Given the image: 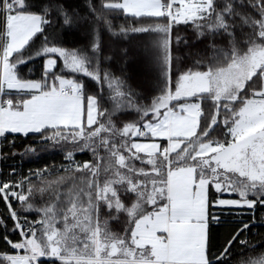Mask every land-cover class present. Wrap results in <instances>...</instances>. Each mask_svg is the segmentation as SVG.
I'll use <instances>...</instances> for the list:
<instances>
[{"label":"snow or ice","instance_id":"6c2138e0","mask_svg":"<svg viewBox=\"0 0 264 264\" xmlns=\"http://www.w3.org/2000/svg\"><path fill=\"white\" fill-rule=\"evenodd\" d=\"M102 29L140 40L143 92L104 70ZM0 142L21 167L64 154L0 169V264H234L264 249L245 235L264 210V0H88L87 14L0 0ZM234 212L248 219L221 237Z\"/></svg>","mask_w":264,"mask_h":264},{"label":"trees","instance_id":"16d2710c","mask_svg":"<svg viewBox=\"0 0 264 264\" xmlns=\"http://www.w3.org/2000/svg\"><path fill=\"white\" fill-rule=\"evenodd\" d=\"M75 4L79 6V10L82 14H87V4L88 0H73ZM91 3L93 5L99 6L101 3V0H91ZM109 19H112V23L114 26L121 25V24H133L134 22L129 18L125 19V17L116 14L114 17L109 16ZM113 30H116L115 28ZM91 30H82L78 31V34L75 38L76 46H80L81 44H87L90 39H92V36L90 34ZM191 31V29H189ZM101 35L103 38V41L105 40H116L121 37L119 36H113L111 31H108L107 29L101 30ZM58 37L60 39L64 38V30L60 29L58 32ZM37 45H39V41H37ZM107 54V53H106ZM130 60H128V57L119 56V59L111 60L110 62L103 65V68L105 71H111L115 77H120L126 81V85L130 86L133 89H136L137 91L143 92L145 87L150 85V79L143 75L142 72H136L130 69ZM39 65V59L37 60L36 64H33V67H37ZM121 69H123V72H121ZM142 73V74H141ZM67 74V73H66ZM93 87H96L94 82H91ZM105 93V90H104ZM155 94V93H153ZM141 102L146 103L147 101L143 100L141 97ZM127 115V114H126ZM135 114L128 115V120L134 119ZM127 122V121H126ZM12 137H9V140H11ZM31 143V141H26L24 138L17 137L16 138V145L17 148L20 149V151L23 150V147ZM6 151V149H4ZM64 154L59 149H50L49 152L41 154V157L39 159L36 158H29L25 157L22 167L20 166L19 158H16L15 160H8L3 161L0 160V169L3 170L4 173H7L12 165H16L18 170L21 173H27L29 169H37L41 166H44L46 164H53L56 166H59L64 162L63 159ZM90 157L88 155L83 154H76L77 160H87ZM0 178H3V176H0ZM52 179H55V176L51 177ZM4 205L3 202H0V210L3 211ZM247 211V210H243ZM257 216V223L256 226L251 229L249 233H246V237L250 242V245H258L262 242H264V226H261L259 223L260 219H264V210H257L256 212ZM240 219L247 220V215H239L238 212H234L233 214H229L225 216V226L219 229V233L221 237L228 231H230L233 227L236 226V224L239 222ZM110 226L113 228L114 231H119L120 228L123 226L122 223H117L116 221H112L110 223ZM6 250L5 245L0 242V253L4 252ZM264 255V249H257L256 252L249 251L248 249H237L234 252V256L236 259L234 260V264H247L249 260L256 259L259 256Z\"/></svg>","mask_w":264,"mask_h":264},{"label":"rangeland","instance_id":"374dc122","mask_svg":"<svg viewBox=\"0 0 264 264\" xmlns=\"http://www.w3.org/2000/svg\"><path fill=\"white\" fill-rule=\"evenodd\" d=\"M104 43L108 46L109 49L107 54H111L113 60L119 59V56H122L121 54L122 49H128L127 57L128 60H130L129 63V65L131 66L130 69H132L133 71L136 70V72H142L143 75L146 76V78L148 77L151 80V77L143 70V63H144L143 49L141 47L140 40L134 34L129 35L127 37H121L120 40L119 39L116 40L112 39L107 41L105 40ZM103 88L105 90V94L107 95L110 92V90L108 89L106 82L104 83ZM17 151H20V149L17 148Z\"/></svg>","mask_w":264,"mask_h":264},{"label":"crops","instance_id":"0c3cea01","mask_svg":"<svg viewBox=\"0 0 264 264\" xmlns=\"http://www.w3.org/2000/svg\"><path fill=\"white\" fill-rule=\"evenodd\" d=\"M228 194H226V196H227ZM228 198H236L235 196H229Z\"/></svg>","mask_w":264,"mask_h":264},{"label":"built area","instance_id":"2783aa9c","mask_svg":"<svg viewBox=\"0 0 264 264\" xmlns=\"http://www.w3.org/2000/svg\"><path fill=\"white\" fill-rule=\"evenodd\" d=\"M0 143H2V142H0ZM1 211V210H0Z\"/></svg>","mask_w":264,"mask_h":264}]
</instances>
